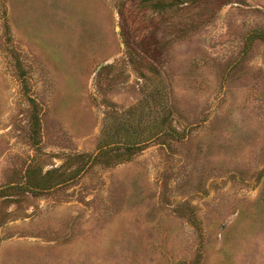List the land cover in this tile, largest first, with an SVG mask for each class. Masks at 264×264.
Listing matches in <instances>:
<instances>
[{"label": "rangeland", "instance_id": "rangeland-1", "mask_svg": "<svg viewBox=\"0 0 264 264\" xmlns=\"http://www.w3.org/2000/svg\"><path fill=\"white\" fill-rule=\"evenodd\" d=\"M0 264H264V0H0Z\"/></svg>", "mask_w": 264, "mask_h": 264}, {"label": "trees", "instance_id": "trees-1", "mask_svg": "<svg viewBox=\"0 0 264 264\" xmlns=\"http://www.w3.org/2000/svg\"><path fill=\"white\" fill-rule=\"evenodd\" d=\"M152 1H154V2H155V4L158 2V0H152ZM128 151H130V149H129Z\"/></svg>", "mask_w": 264, "mask_h": 264}]
</instances>
